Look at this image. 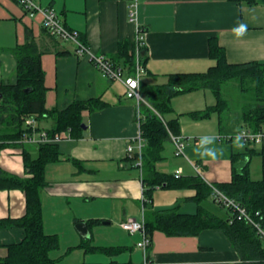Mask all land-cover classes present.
Masks as SVG:
<instances>
[{
  "label": "crops",
  "instance_id": "0c3cea01",
  "mask_svg": "<svg viewBox=\"0 0 264 264\" xmlns=\"http://www.w3.org/2000/svg\"><path fill=\"white\" fill-rule=\"evenodd\" d=\"M35 1L53 9L63 25L77 32L78 41L82 38L94 56L102 55L109 60H116L120 44H127L129 48L133 44L135 54L136 31L141 29L146 60L140 82L148 85L165 84L167 76L172 74L207 71L215 63L208 56L210 38H215L230 64L264 63V0H256L254 5L228 0ZM27 40H32L41 52L47 109L63 110L75 101L95 98L105 103L99 110L81 112V125L85 129L80 126L76 136L69 131L60 132L61 139L56 142L59 159L45 166L46 186L41 192L43 230L59 239L58 249L50 257L71 264L62 252L79 239L82 242L89 238L92 243L101 226H107L111 238L92 245L120 247L122 250L116 254L104 253L107 257L115 256L120 263L111 258L104 263L103 257H90L87 262L84 257L85 263L141 264L142 252L136 247L139 235H131L119 225L130 220L144 221L141 171L126 154L127 143L138 134L144 112L140 111L138 120L135 102L124 96V87L119 81L103 77L86 55L76 53L72 41L49 37L41 25V17H28L15 0H0V86L15 83L13 50ZM118 65L127 75L123 63ZM182 101L188 103V113L201 111L215 102L208 90L173 97V111L166 119L177 118L179 125L188 117L184 115L187 112L177 110ZM44 121L45 126L37 123L42 130L52 124L49 119ZM186 122L187 128L180 130L185 138L183 155L166 158L162 153L163 161L157 169L169 174L178 171L181 177L198 175L205 183L229 181L231 149L240 151L245 145L240 140L223 143L216 118L210 120L216 125L215 132L204 136H193L195 130L189 127L192 124L189 122L194 121L188 117ZM239 128L235 124L234 130ZM248 146L256 151L261 148V145ZM26 148L31 156H36L35 145ZM206 149L211 153H205ZM192 164L197 166L196 170ZM262 164L264 157L254 154L250 158L252 179L260 178ZM0 168L20 178L31 177L25 172L20 147L0 151ZM192 196L193 189L155 188L147 210L176 208L179 213L192 215L197 212ZM201 204L212 213L222 214L210 199ZM24 213L25 195L21 190H0V219H17ZM78 222L86 225L89 237L77 232ZM22 237L23 231L19 228L0 229V256L6 253L4 245L19 242ZM150 239L148 254L152 264H243L218 229L173 237L154 231Z\"/></svg>",
  "mask_w": 264,
  "mask_h": 264
},
{
  "label": "trees",
  "instance_id": "16d2710c",
  "mask_svg": "<svg viewBox=\"0 0 264 264\" xmlns=\"http://www.w3.org/2000/svg\"><path fill=\"white\" fill-rule=\"evenodd\" d=\"M228 1L256 4V0ZM79 40L86 45L82 38L79 37ZM134 51L133 44L130 48L127 44H120L116 60H111L114 67L122 69L118 65V62H121L128 74H132ZM13 52L16 60V81L12 85L0 86V151L7 147L22 148L23 166L31 177L20 178L0 168V190L18 189L25 195V213L22 217L0 219V229L15 227L23 231L19 242L3 246L6 253L0 256V264H64L60 259L50 257V253L58 249L59 240L56 235L44 232L41 212V192L46 186L45 166L57 161L59 152L56 143H44L35 145L36 156H31L26 148L29 145L22 142L33 133L32 128L25 125V120L33 118L36 121L35 130L45 131L48 137L63 131H69L71 135L76 136L81 129V112L99 110L105 103L95 98L83 102L75 101L63 110L47 109V88L40 63V50L32 40H27L15 47ZM208 56L215 63L205 72L168 75L167 82L161 85L140 82V93L147 104L140 106L144 116L139 121L140 134L144 140L140 169L144 229L149 237L154 231L173 237L193 236L204 229H218L228 239L243 264H264V237L253 225L239 218L235 210L224 207L212 197L214 188L243 208L247 215L264 229V164L261 165L259 179H252L249 173L250 158L254 154L264 157V145H261L259 151L248 146L254 144H247L240 151L231 149V178L227 182L205 183L198 175L175 177L174 174L157 169V165L163 161L164 145L169 141L170 134L180 135L177 118L166 119L173 111L171 100L175 96L208 90L214 97V104L201 111L188 113V116L192 119H208L216 114L223 143L231 144L233 139L239 140L236 138L237 133L242 130L250 133L264 130V63H228L224 50L215 38L208 40ZM145 60L146 49L140 46L138 61L144 66ZM230 82L238 84L244 99L236 116H231L229 103L222 94L223 86ZM26 89L31 91L26 93ZM46 119L51 120V127L42 130L37 123ZM235 124L239 125V130H234ZM137 159L135 154L129 158L132 164ZM155 188L193 189L194 196L191 199L197 204V212L191 215L179 213L176 208L147 210ZM209 199L222 211L221 215L202 207L201 203ZM90 240L88 238L80 243L86 253L116 254L122 250L120 247H96Z\"/></svg>",
  "mask_w": 264,
  "mask_h": 264
},
{
  "label": "built area",
  "instance_id": "2783aa9c",
  "mask_svg": "<svg viewBox=\"0 0 264 264\" xmlns=\"http://www.w3.org/2000/svg\"><path fill=\"white\" fill-rule=\"evenodd\" d=\"M15 1L23 8L28 17H34L36 15L41 17V25L49 36L65 41H72L76 45V53L78 55H86L103 77H106L110 80L119 81L124 87V96L127 99H131L135 102L139 120L140 106L142 104L147 105L140 93V79L144 73V68L138 61V48L143 45V31L141 29L137 28L136 31V52L133 73L124 75L123 70L119 67H114L112 61L108 58L102 55L94 56L86 45L78 41L77 32L70 31L63 25L53 9L40 6L35 0ZM133 1L136 2V0ZM25 125L30 126L33 130V133L22 140L24 144L39 145L44 143H56L61 139L60 133L55 134L53 137H48L45 131H36V121L33 118H27L25 120ZM236 138L240 140L242 145H264V130H261L257 133H250L248 131L242 130L237 133ZM184 140L185 138L181 135L170 134L169 136V141L172 143L175 156L177 157L183 155ZM143 146L144 140L141 137L140 130L138 134L127 143L126 146V154L128 158H131L134 154L138 156L135 165L139 168V170L141 169V152ZM192 166L194 170H196L197 166L194 164H192ZM174 175L175 177H178V171H176ZM212 197L224 207H230L235 210L238 213L239 218H243L247 223L253 225L257 229L258 233L264 237V229H261L260 226L247 215L243 208L238 207L235 203H233L214 188ZM119 226L121 229L127 231L131 235H139V241L136 243V247L142 252L141 264H152L148 254V250L151 246V239L145 232L144 221L130 220L120 223Z\"/></svg>",
  "mask_w": 264,
  "mask_h": 264
},
{
  "label": "rangeland",
  "instance_id": "374dc122",
  "mask_svg": "<svg viewBox=\"0 0 264 264\" xmlns=\"http://www.w3.org/2000/svg\"><path fill=\"white\" fill-rule=\"evenodd\" d=\"M222 94L227 99V101L229 103V110H230L231 116L238 115L239 108L242 105V103L244 102L243 96L241 95L242 92H240L238 84L236 82H230V83L226 84L225 86H223ZM179 99L181 100V99H185V98H179ZM187 108H188V103H185V101H182V102H180L179 109H177V110H180L182 113H184V112H187L186 111ZM176 113H178V111H176ZM184 115L188 116V112L185 113ZM184 115H182V116L185 117ZM187 118H184V120L182 119V121H180V125H179L180 130L184 131L187 128L185 125V123H187L186 122ZM214 118L217 119L215 114L213 117L208 118V119H192L191 117H189L190 120L194 121V122H189V123H192V124H189V127L191 129L195 130V134H193V136H196L197 134H198V136H204L206 134L215 132L214 128H216V125L214 123L210 122V120L214 119ZM45 122L46 121H44V120L40 121L39 122L40 126H45ZM201 122H203L201 124V126H196V125L193 126L194 123H201ZM194 139H195V137H191V140H194ZM233 141H238V140L233 139ZM224 149H227V148H224ZM205 153H211V151L209 149H206ZM163 155L166 158H173L175 156L174 147L170 141L165 143ZM219 212H222V211H219ZM100 229L101 230L99 231V233L97 235H95L93 240H92V243H94V244H98V242L104 243L111 238V236L107 230L108 229L107 226H101ZM63 238H64V236H63ZM66 240L67 239L64 238V241H66ZM80 242H81V239H79V241H77L75 245L70 246L69 248L66 249V251L62 252V255L64 253V255L66 256L65 259H69L71 261V264H86L85 263L86 261H84V257L87 260V262H90L89 261L90 257H96V258H102L103 257L105 259L103 261L104 263H108L110 261V258H111V260H115V261L118 260L113 255H110L109 257H107V255H105L103 253L84 254L86 252L83 251L82 248L80 247ZM101 245L102 246H99V247H104V244H101ZM119 261L120 260H118V262Z\"/></svg>",
  "mask_w": 264,
  "mask_h": 264
},
{
  "label": "water",
  "instance_id": "95a60500",
  "mask_svg": "<svg viewBox=\"0 0 264 264\" xmlns=\"http://www.w3.org/2000/svg\"><path fill=\"white\" fill-rule=\"evenodd\" d=\"M31 89H26L24 90V92L28 93L30 92ZM81 127L83 129H85V126L81 125ZM103 224H108V222H103ZM75 229L77 230V232L83 236V237H89V232H88V229L86 227V225L83 223V222H78L76 225H75Z\"/></svg>",
  "mask_w": 264,
  "mask_h": 264
}]
</instances>
